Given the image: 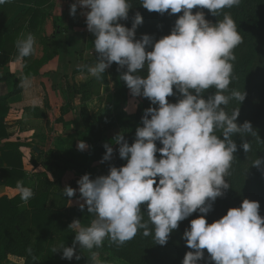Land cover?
<instances>
[{"label":"clouds","instance_id":"clouds-1","mask_svg":"<svg viewBox=\"0 0 264 264\" xmlns=\"http://www.w3.org/2000/svg\"><path fill=\"white\" fill-rule=\"evenodd\" d=\"M11 2L0 0V5ZM241 3L140 0L149 12L183 13L171 34L153 43L149 35L136 39V29L143 23L139 13L131 29L120 23L129 18L131 0H79L80 7L90 10L83 14L95 37L94 52L99 54L93 65H81L79 70L101 80L116 63L127 69L120 79L131 95L147 98L158 107L145 110L143 126L136 129L131 145L123 133L115 137L124 166H112L108 175L94 180L85 174L77 182L84 201L81 210L86 206L94 218L86 227L79 220L69 225L76 231L75 239L72 247L60 249L62 258L71 261L79 244L90 253L89 264H102L95 249L103 247L105 240L120 247L137 234L151 235L155 244L165 246L180 222L199 211L202 215L191 220L184 232L186 246L193 251L186 253L182 264H198L205 258V249L214 264H264V218L259 214V202L244 199L239 208L229 209L211 224L205 218L216 199L232 186L228 178L237 152L233 137L239 134L245 152L252 151L247 138H259L250 122L237 124L240 107L228 111L233 100L242 104L246 99L244 90L230 87L237 79L234 50L243 41L231 13L224 11ZM77 7L71 5L70 15H76ZM196 8L208 9L217 17L223 14V19L213 24L203 11L194 14ZM149 47L151 51L146 50ZM16 49L17 63L37 55L36 37L22 34ZM31 84L28 76L20 81L25 89ZM177 94L178 101L170 103L168 97ZM157 142L162 147L158 148ZM104 147L102 162L110 161L114 148L109 144ZM87 148L84 141L78 143L79 150ZM261 164L264 161L256 158L252 167ZM16 191L25 204L34 196L23 181H17ZM63 194L74 197L76 189L66 187ZM145 205L147 220L142 211Z\"/></svg>","mask_w":264,"mask_h":264},{"label":"trees","instance_id":"trees-1","mask_svg":"<svg viewBox=\"0 0 264 264\" xmlns=\"http://www.w3.org/2000/svg\"><path fill=\"white\" fill-rule=\"evenodd\" d=\"M51 0H12L14 7L9 3L0 5V53H6L8 47L14 41L16 42L20 35V28L15 31H7L3 34V26L6 20L21 5L33 4L25 15H30L31 20L36 21L41 14V8L47 6ZM132 5L143 17V23L136 29V39L139 40L143 35L153 37V43L159 39L170 35L175 26L179 14L161 15L157 12H149L140 4V0H131ZM203 11L208 21L215 24L223 19V14L213 16L208 9H193L195 14ZM230 12L242 37V43L234 50L236 60L234 61V72L237 79L230 85L231 88L243 90L246 93V99L242 104L233 100L228 106L231 112L240 107V115L237 124L242 126L245 122H250L253 129L257 132L261 141H264V0H242L238 7L225 9ZM135 20V19H134ZM134 20L129 29L132 28ZM16 22V20L14 21ZM14 24V23H13ZM18 24V23H17ZM16 24V25H17ZM16 44V43H15ZM17 50V49H16ZM151 51L152 48L146 49ZM127 69H120L116 63H113L108 71L103 74L102 81L107 82L110 78L117 92V102L112 110H100L91 115L86 108L81 110V118L85 128V139L88 144V151L83 153L87 158L102 162L106 154L105 144L114 148V155L110 161L102 162L104 166L98 168L95 172V179L99 176L109 174L112 166L120 168L126 164L125 160L115 157L118 145L114 144L117 136L108 138L105 133L107 130L119 129L120 133L125 135V139L131 145L135 141V133L138 127H142V117L149 107H158L152 105L147 98L136 97L139 104L135 114L129 115L125 111L128 94H131L126 83L120 79V76ZM28 74V71L25 72ZM141 75H146L142 72ZM12 78L13 77H9ZM20 91L19 82H14L7 96L0 101V184L16 189L17 181H23L24 184V163L23 154L20 151L22 144L9 141L8 134L5 132L3 122L9 114L10 108L7 101L10 97L18 94ZM175 92V88H174ZM180 98L179 94L168 97L170 103H176ZM259 138H247V142L252 143V151L245 152L242 148V141L239 134L233 137L237 144V152L234 154L236 160L233 163L231 176L228 178L231 187L222 197H218L213 204V209L206 215L209 224L225 216L229 209L239 208L244 199L259 202V214L264 218V164L259 168L252 167L256 158L264 161V142ZM157 147L162 144L157 142ZM157 158L160 154L157 153ZM27 187L26 185H24ZM34 196L24 206V202L18 194L13 199H0V250L3 255H13L24 264H89V255L80 256L79 260L71 261L62 258V247H72L75 239V233L67 225L61 229H68L67 233H55L56 224L63 220L71 222L79 220L82 224L85 222V210L70 209L64 213L56 208L48 207L49 192L43 191L39 194L32 189ZM28 208V209H27ZM62 210V209H61ZM142 211L144 219L147 220V207L143 206ZM202 214L197 211L186 220L180 222L179 228L174 230L165 246L155 244L153 236L145 237L142 234L126 242L123 246L117 247L110 241L105 240L104 246L95 249L99 255H105L110 259H118L122 264H182L187 252L193 251L186 246L183 238L186 229L190 228V222L197 219ZM205 258L198 264H214L209 259L207 250H204ZM35 258V259H34Z\"/></svg>","mask_w":264,"mask_h":264},{"label":"crops","instance_id":"crops-1","mask_svg":"<svg viewBox=\"0 0 264 264\" xmlns=\"http://www.w3.org/2000/svg\"><path fill=\"white\" fill-rule=\"evenodd\" d=\"M72 4L78 5L75 16L70 15ZM9 5L14 7L13 3ZM31 7L33 4H21L6 20L2 30L5 35L7 31L20 28L18 38L22 34L32 33L38 46L37 55L27 57L20 63L16 62L15 41L6 53H0V101L7 96L14 82H19L20 88L19 93L7 101L10 111L3 127L9 141L22 144L24 185L38 194L49 192L48 207L64 213L70 209H80L84 203L80 199L77 182L85 174L94 180L96 170L105 165L83 155L89 147L84 151L78 149L80 141L87 144L81 110L86 108L91 115L100 110H112L117 102V92L110 78L103 82L79 70L81 65H93L99 56L94 52L95 37L88 31L83 14L89 9L80 7L79 0H51L41 8L42 16L33 21L30 15H25ZM24 76L31 79L30 88L20 87ZM105 88L109 89L107 93ZM103 97L109 99V105L100 108ZM131 97L128 94L124 108L129 115L137 110L136 106L134 112L129 111ZM119 133V129H111L105 135L111 138ZM1 144L2 141L0 147ZM69 186L76 189V195L71 198L63 194V190ZM18 194L16 189L0 184V199L10 200ZM24 206L27 207V204ZM84 210L86 217L81 225L89 226L91 222L86 221L90 213L86 206ZM73 221H59L55 233H67L68 229L61 228L63 225L69 228ZM69 230L76 234L75 230ZM79 247L77 244L75 256L89 255L81 253ZM73 260L77 259L73 257ZM0 264L24 262L16 256L3 255L0 250Z\"/></svg>","mask_w":264,"mask_h":264},{"label":"rangeland","instance_id":"rangeland-1","mask_svg":"<svg viewBox=\"0 0 264 264\" xmlns=\"http://www.w3.org/2000/svg\"><path fill=\"white\" fill-rule=\"evenodd\" d=\"M137 14V9L132 6V8L129 10V18L127 20H121L120 23L129 28L132 21L135 19V16ZM102 88V87H101ZM100 88V89H101ZM106 89V88H105ZM106 93L109 91V89L105 90ZM104 93V92H103ZM106 97V96H105ZM105 97L101 98V105H100V108H102V105H106L108 106L109 105V99L107 100ZM132 98V104L129 105L130 108H129V111L130 112H134L135 109H136V106H138L139 104V99H137L136 97H131ZM115 157H119V150L117 149L116 150V153H115ZM87 223L91 222L92 219H93V216H91V214H89V216L87 217ZM86 227V226H85ZM81 250V253H84V254H88L89 252L86 251V250H83L79 247V251ZM90 254V253H89ZM76 255V254H75ZM75 257V256H74ZM98 259L100 261H102V264H122L118 259H110V258H107L105 255H99Z\"/></svg>","mask_w":264,"mask_h":264}]
</instances>
